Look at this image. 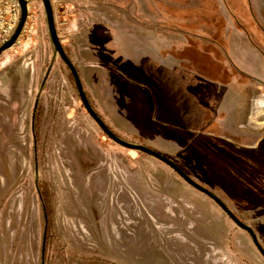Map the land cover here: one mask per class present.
<instances>
[{"label": "rangeland", "instance_id": "obj_1", "mask_svg": "<svg viewBox=\"0 0 264 264\" xmlns=\"http://www.w3.org/2000/svg\"><path fill=\"white\" fill-rule=\"evenodd\" d=\"M50 2L63 49L110 130L172 160L264 248V0ZM25 24L0 55V264H264L210 198L163 162L113 143L89 117L53 59L41 0H28ZM235 32L251 47L246 62L258 56L255 77L230 62ZM142 42L149 86L127 66ZM257 103L258 120L248 112Z\"/></svg>", "mask_w": 264, "mask_h": 264}, {"label": "water", "instance_id": "obj_2", "mask_svg": "<svg viewBox=\"0 0 264 264\" xmlns=\"http://www.w3.org/2000/svg\"><path fill=\"white\" fill-rule=\"evenodd\" d=\"M18 3H19L20 13H19V19H18L17 25H16L15 29L13 30L12 34L10 35V37L0 45V55L3 52H5L6 50H8L9 48H11L16 43V41L18 40V38H19L23 28H24L26 18H27V13H28V0H18ZM41 3L43 6V9H44L45 23H46L48 37H49L50 43H51L52 48H53V59L55 57H58L63 62V64L68 68L70 74L73 77L75 88H76V91H77V94H78V97H79L81 104L83 105V107H84L85 111L87 112V114L89 115V117L96 123V125L106 135V137L109 140H111L113 143L119 145L122 148L142 152L148 156H151V157L163 162L174 173H176L182 180H184V182H186L189 186H191L195 190L203 193L208 198H210L226 214V216L235 224V226L237 228L243 230L244 232H246L249 235V237H250L253 245L255 246L256 250L258 251L260 256L264 259V248L260 245V243L257 239V236L254 233L253 229L249 225L240 221L234 215V213L222 202V200H220L215 194H213L211 191H209V190L205 189L204 187L200 186L199 184H197L172 160L166 158L165 156L161 155L160 153H158V152H156V151H154L148 147H145L143 145L124 141L120 137H118L116 134H114V132H112L108 128V126L104 123V121L100 118V116H98V114L95 112V110L91 106L90 102L88 101V98H87V96L83 90V86H82L81 80L79 78L78 71L75 68V66L73 65V63L71 62V60L69 59V57L66 55V53L63 49L61 41H60V39L57 35V32H56L53 10H52V5H51L50 0H41ZM52 61L53 60H51L50 66L47 69L46 74H45V76L41 82L40 90L43 87L44 82L46 80V77L49 73ZM37 103H38V94H37L36 99H35L34 110L36 108ZM42 251H43V249H42Z\"/></svg>", "mask_w": 264, "mask_h": 264}, {"label": "crops", "instance_id": "obj_3", "mask_svg": "<svg viewBox=\"0 0 264 264\" xmlns=\"http://www.w3.org/2000/svg\"><path fill=\"white\" fill-rule=\"evenodd\" d=\"M237 33L235 32L236 35H234L232 37L233 39L232 38H228V40H227L228 41V45H229L227 47V53H228V56L230 58V62L232 64V66H234L238 70V72H240L241 74H244V75L246 74V75H248L250 77L251 76L255 77L257 71H259V65L257 66V68H256V65H255V61L258 62V56L257 57H254V58L253 57L252 58L250 57L248 63L246 62L244 56H248L249 53L251 54V52H250V48L251 47L248 46L249 44L247 45L245 43V41L243 40V37L241 35L237 34ZM18 42L20 44L21 43V40L19 39ZM140 48H141L140 49V51H141L140 52L141 53L140 56L139 57L135 56L136 58H134L133 60L130 59V64H127V66L130 65L131 67H134L133 69H135L136 71H140L141 72V75L142 74L144 75V77H142L143 80H142L141 84L146 85V86L147 85L149 86L148 83H149V80H150L151 76L149 75L150 73H149L148 69H146L145 67L149 64V60H151V59L149 58L147 49L143 46V42H142V45H141ZM189 48L191 49V45H189V43H188V49ZM6 51H9V49L6 50ZM6 51L3 52L2 55H4V53H6ZM238 53H242V56H238L237 55ZM230 91L231 90H229L228 88H226L224 90V93L225 92H230ZM159 94H160V97H162L161 96V92ZM230 96H234V93L232 95H230ZM143 97L144 96H141V101H142ZM144 98L146 99V97H144ZM159 99L160 98H158V100ZM233 99H234V97H233ZM259 108H260V105H259V103H257L251 109L249 108V110H248V112H250L251 114H256L257 113V116L255 118L256 120L259 119V116H258V113H260ZM246 110L247 109H245V111ZM230 113H232V116H231ZM236 114H237V112H236ZM227 115H228V117L230 115L231 116L230 119H233L234 121L237 122L236 117L233 115V110L229 111V113L227 112Z\"/></svg>", "mask_w": 264, "mask_h": 264}, {"label": "built area", "instance_id": "obj_4", "mask_svg": "<svg viewBox=\"0 0 264 264\" xmlns=\"http://www.w3.org/2000/svg\"><path fill=\"white\" fill-rule=\"evenodd\" d=\"M19 13L18 0H0V45L10 37L15 29Z\"/></svg>", "mask_w": 264, "mask_h": 264}, {"label": "trees", "instance_id": "obj_5", "mask_svg": "<svg viewBox=\"0 0 264 264\" xmlns=\"http://www.w3.org/2000/svg\"><path fill=\"white\" fill-rule=\"evenodd\" d=\"M68 69V68H67ZM70 76H71V79H72V81H73V83H74V80H73V77H72V75L70 74ZM75 85V84H74ZM96 112V111H95ZM99 116V115H98ZM109 128V127H108ZM110 129V128H109ZM115 134V133H114ZM118 136V135H117ZM40 195H41V198H42V200H43V203H44V205L46 206V212H47V217H46V215H45V244H44V250H46L45 248H46V245H47V239H48V233H49V230H50V228H51V223L49 222V216H50V213H49V210H48V207H47V200H46V193H45V190H40ZM44 206V207H45Z\"/></svg>", "mask_w": 264, "mask_h": 264}]
</instances>
